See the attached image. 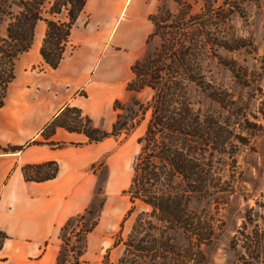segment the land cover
Masks as SVG:
<instances>
[{
  "label": "rangeland",
  "instance_id": "obj_1",
  "mask_svg": "<svg viewBox=\"0 0 264 264\" xmlns=\"http://www.w3.org/2000/svg\"><path fill=\"white\" fill-rule=\"evenodd\" d=\"M182 1L185 8L176 0H147V9L149 15L162 7L173 14L187 9L192 33L198 34L200 25L206 27L202 40L207 49L198 54L210 85L208 92L215 91L217 100L207 94H196L194 100L204 117L213 118L222 127V145L218 152L207 155L212 176L207 195L192 199L189 208L212 227V239L198 246L181 229L147 231L150 221L162 230L164 223L146 216L145 228L133 237L146 251L127 246L139 215L150 210L137 202L136 211L125 220L131 208L125 191L133 176L140 151L137 140L144 135L147 116L136 130L116 139L120 154L114 168L122 162L126 172L115 182L121 187L110 186L105 157L90 167L97 180L92 204L95 210L102 202L106 204L98 227L89 237L84 264H121V260L123 264H264V0ZM39 36L37 32L36 44ZM161 44L160 37L152 40L145 46L143 58ZM152 94L150 89L129 93L118 110L122 120L132 116L131 111L138 112L135 101L146 104ZM72 116L65 113L59 122L70 121ZM50 134L48 130L46 138L37 142H45ZM49 172L51 169L29 174L45 176ZM150 237L158 242L156 246H151Z\"/></svg>",
  "mask_w": 264,
  "mask_h": 264
},
{
  "label": "trees",
  "instance_id": "obj_2",
  "mask_svg": "<svg viewBox=\"0 0 264 264\" xmlns=\"http://www.w3.org/2000/svg\"><path fill=\"white\" fill-rule=\"evenodd\" d=\"M89 0H0V108L5 105L9 85L15 80V66L20 57L32 48L39 22H45L47 31L40 54L44 63L53 70L58 69L70 43L72 30ZM176 3L185 8L182 0ZM187 9L173 14L164 7L149 16L153 31L147 44L160 37L162 44L145 59L132 67L133 79L128 84L130 93H141L150 89L153 94L149 102L135 101L138 112L126 120L118 114L111 132H102L92 125V120L76 108L67 107L46 127L53 136L57 128L70 133L84 134L90 143H98L109 137L136 130L143 121L147 124L144 135L137 142L139 154L133 164V177L125 191L131 208L129 218L137 202L150 210L142 212L133 226L127 246L146 251L145 246L133 237L143 230V218H156L164 223L163 230L147 223V231L181 229L192 242L201 246L211 241L213 230L199 214L190 211L192 199L200 200L208 193L211 176L207 155L219 151L222 145V127L211 117H204L194 100L196 94L217 100L202 70V58L198 53L207 49L204 25L198 34L191 32L187 22ZM182 12V13H181ZM182 14V15H181ZM120 103L115 104L118 111ZM73 113L70 121L59 122L63 114ZM49 144L61 147L63 144L30 142V145ZM24 149L16 146H0V153H14ZM51 169L45 176L30 175ZM57 163L49 162L36 166H25L22 172L26 181L45 182L56 178ZM100 192V190H99ZM98 192V193H99ZM105 202L95 210L93 204L82 214L70 218L61 228V248L56 264H84L82 258L87 252L88 236L99 224ZM89 217L93 219L89 220ZM88 221V222H87ZM151 238V237H150ZM8 239L0 232V249ZM152 241V238H151ZM151 246L158 242L153 240ZM123 264V260L120 262Z\"/></svg>",
  "mask_w": 264,
  "mask_h": 264
},
{
  "label": "crops",
  "instance_id": "obj_3",
  "mask_svg": "<svg viewBox=\"0 0 264 264\" xmlns=\"http://www.w3.org/2000/svg\"><path fill=\"white\" fill-rule=\"evenodd\" d=\"M147 6V0H89L56 70L40 54L47 25L37 24L39 40L17 61L0 108V146H24L0 153V232L8 236L0 264L57 263L61 228L92 205L97 180L90 167L100 158H106L110 186L121 187L115 182L125 168L122 162L114 168L119 136L90 143L84 134L57 128L48 141L61 147L27 144L44 138L46 127L67 107L80 110L94 128L111 132L115 104L127 98L132 67L144 59L151 34ZM49 162L59 166L56 178L25 180L23 167Z\"/></svg>",
  "mask_w": 264,
  "mask_h": 264
}]
</instances>
